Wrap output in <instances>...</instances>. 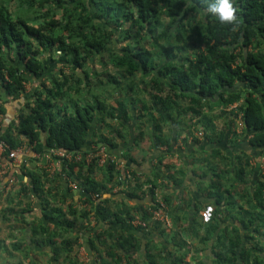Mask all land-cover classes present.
I'll list each match as a JSON object with an SVG mask.
<instances>
[{"label":"trees","instance_id":"trees-1","mask_svg":"<svg viewBox=\"0 0 264 264\" xmlns=\"http://www.w3.org/2000/svg\"><path fill=\"white\" fill-rule=\"evenodd\" d=\"M232 3L234 28L210 16L205 0H0V114L4 111L2 92L20 98L26 93V83L35 81L17 119L0 132V139L11 148L27 141L34 144L35 151L49 147L74 153L88 143L119 149L118 140L126 139L121 119L129 123L136 118L139 129L152 124L155 140L161 145L167 139L159 133L162 126L156 108L162 121L165 115L174 118L177 112L188 113L190 120L204 116L201 123L208 129L207 138L215 133L223 137L230 126L215 130L213 114L219 116L224 107L238 103L236 109H230L229 124L235 125L240 111L244 130L251 133L248 145L264 149V0ZM217 107H222L219 113L214 112ZM231 131L236 134L235 127ZM145 135L140 129L139 137ZM129 156L127 151L122 154L125 159ZM236 159L240 164L236 175L242 184L236 193L241 203L238 205L235 191L228 187L224 192L218 190L216 201L225 200V220L231 217L236 226L231 233L227 225L224 236L218 235L220 242L223 238L228 242L216 253V264H264L260 248L264 239V172L250 190L244 175L249 155L242 152ZM63 162L83 187L85 202L93 204L90 194H98L96 212L75 207L68 211L74 217L68 218L48 197L43 175L28 172L31 184L22 190L34 192L40 199L43 223L34 227L28 222L30 201L16 202L10 193L4 201L15 204L3 205L0 217L11 223L18 217L26 219L33 233L41 236L33 239L52 244L55 236H62V232L50 231V223L57 219L64 227L86 233L88 246L99 251L102 234L87 233L92 230L90 216L95 215L97 222L109 216L120 222L133 218L128 210L108 211L104 205L114 185L123 181L117 179L113 163L101 167L95 160ZM98 169H104L103 178L94 175ZM145 183L158 186L154 178L145 181L135 176L124 191L133 198L149 193L153 199L154 190L149 186L144 189ZM150 208L144 210L142 219L150 221ZM254 230L260 236L255 245L240 243L242 238H254ZM125 236H119V244L130 252L138 241L131 233ZM72 241L63 237L61 242L67 249ZM253 247L258 252L251 256ZM111 249L115 247L105 255L111 259L102 264H121ZM97 256H102L101 252ZM125 264L136 263L128 256ZM173 264H185L184 258H175Z\"/></svg>","mask_w":264,"mask_h":264},{"label":"crops","instance_id":"crops-1","mask_svg":"<svg viewBox=\"0 0 264 264\" xmlns=\"http://www.w3.org/2000/svg\"><path fill=\"white\" fill-rule=\"evenodd\" d=\"M28 83H32V87L28 89L26 85V93L20 98L15 99L4 92L1 93V104L4 111L0 114V132L14 123L20 109L24 107L28 95L34 88L35 81L30 80ZM237 106L238 103L224 107V113L219 116L215 117L213 114L215 130L224 129L226 125L230 126L225 129L223 137L212 132L215 136L207 138L208 129H205L201 123L204 116L190 120L188 113L177 112L174 113V118L165 115L162 121L161 111L156 108L154 112L162 126L159 133L167 139V142L161 145L156 142L152 124L143 125L140 129L146 131V135L143 138L139 137L140 129L136 125L140 121L135 118L129 123L121 119L122 128L120 129L126 139L121 141L117 138L120 143L119 149L106 145L107 151L120 157L140 180L147 181L154 178L157 181L171 216L169 226L163 227L151 221L150 228L144 230L130 219L120 222L109 216L97 222L94 218V222L89 221L92 230L87 233L93 236L97 233L102 234L101 241L98 243L99 251H95L88 246L86 233L81 231L77 233L66 225L64 227L63 223L57 219L50 223L51 233L62 232V236L59 234L54 237L55 244L40 241V239L35 240L33 238H41L40 234H34L26 219L18 217L13 224L11 222L7 224L10 230L24 234V239H18V242L23 243V247L25 246V250H21L22 252L18 254L22 261L26 264H61L62 262L69 264L70 260L78 264H102L106 259H111L109 256L106 258L105 255H107L106 251L114 246L115 249H111L110 252H117L121 264L127 262L128 256L136 264H173L175 258L180 257L184 258L185 264H216V253H221L222 248L220 247H224L225 241L228 242L224 238L220 242L217 237L218 235L224 236L223 229L227 227V222H230L231 218L225 220L228 216L224 211L225 200L220 203L216 201L218 190L222 189L224 192V189L228 187L235 191L234 200L238 205L241 203V198L236 193L242 187L236 175L240 167L236 157L242 152H247L249 155V165L244 173L245 181H248L247 188L252 189L264 168V149L248 145L246 139L251 133L244 130L243 124L239 126L240 111L235 125L234 122L233 125L229 124L231 123L230 117H232L230 109H236ZM221 109L222 107H217L214 112L219 113ZM115 124L118 123L115 122ZM233 127H235L236 134L231 131ZM199 130H203L204 134L198 136L197 131ZM89 132L91 137L93 128ZM23 143L34 146L27 141ZM90 145L91 143L85 145L80 152L84 153L89 150ZM29 150L22 152L21 157L25 159L21 164L8 159L7 153L2 156V160L7 161L10 166L8 174L0 179L2 206L10 207L15 204L14 201H4L8 193L14 197L16 202L30 201L31 211L27 213L28 222L34 224V227H39L43 223L40 199L34 192L27 194L22 190L23 186L31 184V178L27 173L33 172L36 175H43L42 179L46 181L48 197L53 205L62 207L68 218L74 217L68 211L75 207L79 209L88 207L92 211H97V201L93 200V204L84 201L87 195L75 173L69 171L61 158L52 155L49 147L42 151H35L34 147ZM125 151L129 152V158L122 157ZM36 152L38 155H34ZM21 169H24V172ZM157 174L159 176L155 178ZM11 175H15L17 181L8 188L7 179ZM94 175L98 179L103 178L104 169L96 170ZM71 181H76L79 188L70 186ZM215 182L220 185H215ZM143 187L146 188V183ZM127 188L112 190L110 194H107L109 200L104 205L108 211L128 210L133 216L132 219L141 217L144 210L149 209L152 204L151 195L140 193L141 197L133 198L126 195L124 190ZM235 212L236 209L232 210L233 214ZM99 216L102 215L99 214ZM239 231L245 234L243 227H239ZM127 233L133 234L138 241L133 244V250L130 252L125 251L119 244V236L126 237ZM63 237L74 239L67 249L65 245H62ZM257 237L258 235L254 239ZM243 241L253 246L248 239L242 238L240 243ZM99 252L102 256H97ZM257 252L258 248L253 247L251 256ZM67 254L70 256L66 257ZM115 260L116 258L113 261Z\"/></svg>","mask_w":264,"mask_h":264},{"label":"built area","instance_id":"built-area-1","mask_svg":"<svg viewBox=\"0 0 264 264\" xmlns=\"http://www.w3.org/2000/svg\"><path fill=\"white\" fill-rule=\"evenodd\" d=\"M242 121V120H241ZM239 121V126H242V122ZM204 134L203 130L197 131V135L201 136ZM32 145L27 143H23L20 146L16 148H11L9 144L0 139V179L2 177H5L8 174V170L10 168L9 163L7 161L2 160V156L7 153L8 159L15 161L16 163H22L25 158L21 157V154L24 150H31ZM29 150V151H30ZM50 153L52 155H56L57 157L63 159H66L68 161H82L84 160L87 163L93 162L94 160L97 162V164L101 167H105L109 165L110 163H113L117 169V179L120 181H123V184L114 185L112 190H118L121 187H128L129 182L135 181V176L132 170L125 165V162L118 156L113 155L107 151V147L105 144H96L91 143L89 150H87L84 153H81L80 151L70 153L66 152L61 149L56 148H50ZM34 155H38V153H34ZM264 172V168H263ZM17 181V177L15 175H11L8 179V185L7 187H12ZM70 186L73 188H79V185L76 181L70 182ZM149 186L153 188L154 194L152 199V204L150 208L151 216L150 221L144 220L141 217H137L133 220L134 224L136 226H139L143 228L144 230H147L151 226V221H153L156 224L163 225L164 227H167L171 223V216L168 210V205L166 201L164 200V197L161 194V190L159 186L153 187L151 183L146 184V187ZM89 196V194H88ZM91 199L97 200L98 194L97 193H91L90 194ZM94 216H91V223L94 222Z\"/></svg>","mask_w":264,"mask_h":264},{"label":"rangeland","instance_id":"rangeland-1","mask_svg":"<svg viewBox=\"0 0 264 264\" xmlns=\"http://www.w3.org/2000/svg\"><path fill=\"white\" fill-rule=\"evenodd\" d=\"M46 56H48V54H46ZM96 60L97 59H95L94 63L97 64V66H98L99 64L97 63ZM49 65H54V63L49 62ZM51 69L54 70L56 68L52 67ZM26 85H27L28 89H30L33 84L27 82ZM218 124H220V123H218ZM253 162H254V160H253ZM0 207H2L1 203H0ZM93 216H94L93 218H95V220H96L95 215H93ZM91 219L92 218L90 217L89 218L90 222H91ZM230 221H232V219H230ZM4 224H5V226L3 227ZM11 224H13V223H11ZM227 224H228V230L232 233L233 222H227ZM8 226H9V224H7V221H4L0 218V264H26V262L22 261L21 257L18 255L20 252L25 250V246L24 247L22 246L23 243L20 244L19 249L15 248L16 243H18V241H19L18 239H24V234H21L20 232H16V230L15 231L10 230L8 228ZM261 228L264 230V226H261ZM252 235L254 237L258 235V237H260L259 233L256 230L252 231ZM258 237L256 239L249 238V237L246 239L249 240V243L254 245L256 243V240L258 239ZM260 248L262 249L261 251L264 253V239L262 242H260ZM6 254H8V255L6 256ZM12 255H14V256L12 257ZM15 255H18V256L15 257ZM61 264H66V263L62 262Z\"/></svg>","mask_w":264,"mask_h":264},{"label":"clouds","instance_id":"clouds-1","mask_svg":"<svg viewBox=\"0 0 264 264\" xmlns=\"http://www.w3.org/2000/svg\"><path fill=\"white\" fill-rule=\"evenodd\" d=\"M205 11L214 16L220 24L235 27L236 15L232 0H205Z\"/></svg>","mask_w":264,"mask_h":264}]
</instances>
